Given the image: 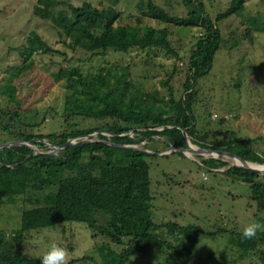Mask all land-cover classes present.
<instances>
[{
	"label": "trees",
	"instance_id": "obj_1",
	"mask_svg": "<svg viewBox=\"0 0 264 264\" xmlns=\"http://www.w3.org/2000/svg\"><path fill=\"white\" fill-rule=\"evenodd\" d=\"M184 1L188 11L185 15H177L155 0H137L143 14L152 19L174 26L202 28L201 36L191 49L184 94L177 97L170 87L168 97L160 98L155 93L147 95L130 82L128 66L120 67V71L118 67L110 66L95 72H85L78 66L61 68L51 74V84L64 80L67 90L62 116L68 127L61 133L38 132L36 127L45 117L41 120L31 117L32 110L24 109L23 101L18 97L17 83L21 74L32 70V55L60 51L38 32L32 31L28 35L27 44L20 49L23 64L13 67L5 78L4 93L15 106L0 108V133L8 134V140L28 141L46 149L44 139L62 146L69 139L99 134L97 141L63 147L56 155L36 154L25 145L0 150L1 202H15L29 189H51L42 201L37 199L35 206L22 212L21 225L11 235L0 229V264H40L42 255H29L27 241L42 230L64 222L86 224L93 230L95 240L103 239L98 245L101 263L93 255H82L79 259H71L70 264L88 260L94 264H130L134 251L149 252L153 247L166 251L173 261L186 263L193 256V247L200 235H214L193 224L155 222L148 158L158 153L120 146L139 144L146 139L151 143L147 142L145 147L156 152L170 145L187 146L182 131L185 129L194 144L228 150L246 160L264 163V152L258 151L255 139L239 136L233 131L227 132L224 139L216 132L200 134L194 110L197 101L195 84L212 69L223 41L218 22L241 13L245 9V0H232L229 7L218 14L216 21L206 13L201 0ZM35 13L52 20L69 48L83 49L93 56L150 47L175 53L168 27L118 25L120 13L115 7H98L91 1L78 5L61 0H37ZM259 30H264V23ZM28 60L30 62H26ZM48 85L43 88L48 90ZM76 118H91L98 124L80 127ZM131 131L135 132V137L126 135ZM155 135L163 139L154 138ZM191 147L194 149L192 144ZM202 162L213 168L227 165L214 158ZM225 172L234 180L247 182L258 210L264 211V173L239 166H231ZM242 232L231 230L230 243L244 254L264 245V232H258L250 240L244 239ZM114 247L119 249L114 250Z\"/></svg>",
	"mask_w": 264,
	"mask_h": 264
},
{
	"label": "rangeland",
	"instance_id": "obj_2",
	"mask_svg": "<svg viewBox=\"0 0 264 264\" xmlns=\"http://www.w3.org/2000/svg\"><path fill=\"white\" fill-rule=\"evenodd\" d=\"M61 1L78 5L91 1L98 7H115L120 13L118 25L168 27L175 53L156 47L133 48L128 53L111 51L106 56H93L83 49L72 50L63 42L52 20L35 13L37 0H0V108L15 106L4 93L5 78L13 67L23 64L20 49L27 44L32 31L38 32L51 46L60 50L33 54L32 70L21 74L17 83L23 108L32 110L31 117L36 116L39 120L45 117L42 124L36 127L38 132L61 133L68 127L62 116L67 95L65 81L51 84V74L61 68L78 66L85 72H95L110 66H116L120 71V67L128 66L130 82L143 93L168 97L172 87L177 97L184 94L183 84L191 49L202 34L201 27L174 26L152 19L143 14L137 0ZM201 1L206 13L216 21L218 14L227 9L232 0ZM155 2L177 15H185L188 11L184 0ZM62 8L69 10L66 6ZM263 23L264 0H245V9L241 13L229 15L218 22L223 41L212 69L195 84L197 101L194 105L196 127L200 134L216 132L224 139L227 132L233 131L239 136L255 139V146L260 152H264V30H259ZM48 83L46 90L43 86ZM75 122L80 127L98 124L91 118H76ZM129 133L135 137V132ZM154 138L163 139L158 135ZM8 139V134L0 133V144L13 141ZM82 139L86 137L77 138ZM91 139L98 140V134ZM189 139L192 141L191 137ZM44 141L47 149L31 144L41 152L54 149L47 139ZM147 142L151 143L146 139L133 145L158 153L148 158L154 221L193 224L214 235H200L189 262L173 261L166 251L153 247L149 252L134 251L130 264H264V245L244 254L230 243L231 230L243 231L253 221L264 223V211L258 210L247 182L234 180L226 174L225 171L234 166L229 159L206 156L205 152L192 151L191 155L172 153L169 147L156 152L145 147ZM209 158L225 161L227 165L220 168L203 165V159ZM257 163L254 165L260 166ZM50 190L29 189L15 202L0 201V229L11 235L21 225L22 212L35 206L37 199L42 201ZM92 231L83 223L64 222L35 234L27 241L26 251L29 255L39 256L51 244L58 243L70 250L71 259L93 255L101 263L98 245L103 239L95 240ZM116 249L119 248L114 247ZM74 264L94 263L88 260Z\"/></svg>",
	"mask_w": 264,
	"mask_h": 264
},
{
	"label": "water",
	"instance_id": "obj_3",
	"mask_svg": "<svg viewBox=\"0 0 264 264\" xmlns=\"http://www.w3.org/2000/svg\"><path fill=\"white\" fill-rule=\"evenodd\" d=\"M162 129V128H160ZM160 129H156V130H160ZM183 134L186 138V142H187V146H175V145H170L169 148H172L171 151H180V152H183L186 154V150H189V151H193L194 153H204L205 151H214V152H219V153H222V154H225V155H228V156H231L233 158H236L238 161L242 162L243 164H232L234 166H239V167H243V168H246V169H249V170H252L254 172H258V173H264V167H256V166H253V165H250L251 164H255L256 162H251V161H248L240 156H238L237 154H235L234 152H231V151H228V150H222V149H213V148H209V147H197L196 149H192L191 147V144L190 142H192L190 139H189V135L187 134L186 130L183 129ZM134 132V131H133ZM99 134V132H95V133H92L90 135H87L85 136L86 139H82V140H77V139H69L64 145L62 146H58V145H54V149L49 151V152H41L39 150H37L30 142L28 141H22V140H13V141H9V142H6V143H3V144H0V150H3V149H6V148H9V147H14V146H20V145H25V146H28L30 147L31 149H33L34 153L36 154H44V155H56L57 152L63 148V147H66V146H71V145H74V144H77L78 142H83V143H86V142H91V141H95V140H92L91 139V136H94V135H97ZM111 135V134H110ZM126 135H130V133L126 134ZM97 141V140H96ZM104 141V140H103ZM104 142H107L108 144H113L112 142L110 141H104ZM120 146H123V147H127V148H133V149H136V150H139V151H144V152H148V153H152L154 154L155 152L151 151V150H148V149H144V148H140V147H136L134 146L133 144H125V145H120ZM166 151V150H165ZM259 164L260 166H264V163H257Z\"/></svg>",
	"mask_w": 264,
	"mask_h": 264
},
{
	"label": "clouds",
	"instance_id": "obj_4",
	"mask_svg": "<svg viewBox=\"0 0 264 264\" xmlns=\"http://www.w3.org/2000/svg\"><path fill=\"white\" fill-rule=\"evenodd\" d=\"M258 232H264V223L253 221L243 229L242 237L246 240L254 239ZM71 258L72 253L67 247L53 243L40 257V264H70Z\"/></svg>",
	"mask_w": 264,
	"mask_h": 264
},
{
	"label": "bare ground",
	"instance_id": "obj_5",
	"mask_svg": "<svg viewBox=\"0 0 264 264\" xmlns=\"http://www.w3.org/2000/svg\"><path fill=\"white\" fill-rule=\"evenodd\" d=\"M190 144H192L194 146V149L197 148V146L195 144H193L192 142H190ZM187 155H191L193 154L192 151H185ZM206 156H212V157H215V158H218V159H229V161L232 163V164H243L242 162L238 161L236 158H233L231 156H228V155H225V154H222V153H219V152H214V151H205L204 153ZM228 157V158H226ZM250 165H253V166H256V167H264V166H257V165H254V164H250Z\"/></svg>",
	"mask_w": 264,
	"mask_h": 264
}]
</instances>
